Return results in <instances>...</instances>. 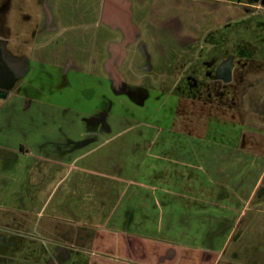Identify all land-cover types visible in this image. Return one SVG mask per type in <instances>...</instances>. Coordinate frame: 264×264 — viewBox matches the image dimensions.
Masks as SVG:
<instances>
[{
    "label": "rangeland",
    "instance_id": "rangeland-1",
    "mask_svg": "<svg viewBox=\"0 0 264 264\" xmlns=\"http://www.w3.org/2000/svg\"><path fill=\"white\" fill-rule=\"evenodd\" d=\"M102 229L264 264V0H0V264Z\"/></svg>",
    "mask_w": 264,
    "mask_h": 264
},
{
    "label": "crops",
    "instance_id": "crops-1",
    "mask_svg": "<svg viewBox=\"0 0 264 264\" xmlns=\"http://www.w3.org/2000/svg\"><path fill=\"white\" fill-rule=\"evenodd\" d=\"M42 159L65 167L58 156L56 160L44 156ZM64 178L59 180L60 184ZM129 224L127 226L132 227V222ZM92 244L96 252L90 257L92 264H221L220 254L209 249L178 247L141 238L128 231L108 232L102 229L97 232Z\"/></svg>",
    "mask_w": 264,
    "mask_h": 264
},
{
    "label": "flooded vegetation",
    "instance_id": "flooded-vegetation-1",
    "mask_svg": "<svg viewBox=\"0 0 264 264\" xmlns=\"http://www.w3.org/2000/svg\"><path fill=\"white\" fill-rule=\"evenodd\" d=\"M229 65H230V63H228V62H225V64L222 66V68H223V71L224 70H227L228 69V67H229ZM220 71V70H219ZM217 75H220V73H217Z\"/></svg>",
    "mask_w": 264,
    "mask_h": 264
}]
</instances>
